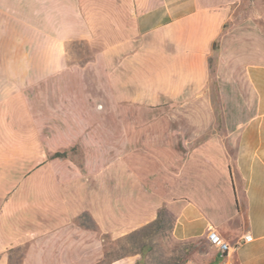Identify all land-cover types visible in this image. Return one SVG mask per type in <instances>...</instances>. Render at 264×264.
<instances>
[{"label":"crops","instance_id":"0c3cea01","mask_svg":"<svg viewBox=\"0 0 264 264\" xmlns=\"http://www.w3.org/2000/svg\"><path fill=\"white\" fill-rule=\"evenodd\" d=\"M250 8L259 7L249 0H0V135H7L9 116L17 118L18 106L23 108L26 89L46 87L68 69L69 42H117L103 46L97 57L112 49L114 58H122L114 61H120V71L140 83L128 88L126 103H179L191 92L199 110L195 120L209 122L192 130L130 129V146L137 151L144 145L146 154L144 167H130L128 228L158 223L168 209L175 216L174 237L198 246L206 256L203 264L224 262L207 240L211 229L236 247L233 264H264V13ZM213 70L220 130L212 128L218 120ZM143 115L146 120L168 118ZM172 143L175 164L165 156ZM73 181L72 193H85L88 205L90 179ZM97 195L104 200L105 194ZM107 198L114 201L113 228L104 203L86 211L77 208L80 201L77 206L56 202L58 210L34 215L31 227L12 225L6 209L13 203L7 201L0 214V264H11L22 247V264H99L105 257L102 236H121V228H115L120 225V189ZM87 212L97 230L81 223ZM247 234L253 241L244 243Z\"/></svg>","mask_w":264,"mask_h":264},{"label":"rangeland","instance_id":"374dc122","mask_svg":"<svg viewBox=\"0 0 264 264\" xmlns=\"http://www.w3.org/2000/svg\"><path fill=\"white\" fill-rule=\"evenodd\" d=\"M249 1L259 7L250 8V12L264 13V0ZM114 43L117 42H69L66 64L62 59L59 62L68 69L45 83L46 87L25 90L23 108L18 106L17 118L9 116V128L3 131L7 135H0V214L5 203L11 201L13 204L4 208L7 223L31 227L34 215L57 211L56 202L67 201L77 206L80 201L77 208L86 211L94 209L99 202L104 203L108 226L113 228L114 201L107 195L120 189V225L115 224V228H121V236L119 239H114L112 233L102 236L105 257L99 264H113L128 258L136 260V264H203L206 256L198 246L181 243L174 237L175 216L168 209L162 213L165 207L159 211L162 216L158 223L136 231L128 228L130 167H135V164L144 167L145 160L141 157L146 154L144 145L137 151L130 146L129 131L147 126L170 131L192 130L209 122L200 124L195 120L194 114L199 110L191 103V92L186 93L179 103L155 106L126 103L128 88L135 89L140 83L134 77L129 81L128 73L120 71V61H114L122 58H114L112 49L97 57L98 50ZM210 76L218 114L212 128L220 130L223 124L218 79L214 70ZM21 108L23 112H20ZM131 109L135 114L130 113ZM142 114H149V117L154 114L152 117L158 118L168 114V118L146 120ZM135 115H138V120H132ZM168 139L176 141V137ZM166 150L169 164H175L176 143ZM135 152L138 154L137 162ZM56 154L61 156L56 158ZM81 177L90 179L88 205L85 193L79 190L72 193L71 190L76 188L73 180ZM119 179L125 181L120 185L113 184ZM171 187L169 184L168 189ZM96 194H105L104 200L98 195L96 198ZM10 214L14 217L11 218ZM81 223L90 230H97L89 212L82 215ZM23 253V247L17 250L11 264H22Z\"/></svg>","mask_w":264,"mask_h":264},{"label":"built area","instance_id":"2783aa9c","mask_svg":"<svg viewBox=\"0 0 264 264\" xmlns=\"http://www.w3.org/2000/svg\"><path fill=\"white\" fill-rule=\"evenodd\" d=\"M208 242L217 247L220 251L222 257L224 258V262L222 264H233L231 261V255L236 250L235 246H232L228 242H226L215 230H210L207 235ZM244 243H249L253 241V237L250 234H247L244 239Z\"/></svg>","mask_w":264,"mask_h":264},{"label":"trees","instance_id":"16d2710c","mask_svg":"<svg viewBox=\"0 0 264 264\" xmlns=\"http://www.w3.org/2000/svg\"><path fill=\"white\" fill-rule=\"evenodd\" d=\"M60 156H61L60 154H56L54 157H56V158H57V157H60Z\"/></svg>","mask_w":264,"mask_h":264}]
</instances>
